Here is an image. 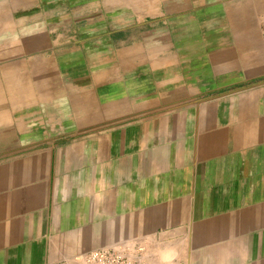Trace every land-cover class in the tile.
Returning <instances> with one entry per match:
<instances>
[{"label": "crops", "instance_id": "1", "mask_svg": "<svg viewBox=\"0 0 264 264\" xmlns=\"http://www.w3.org/2000/svg\"><path fill=\"white\" fill-rule=\"evenodd\" d=\"M264 0H0V264H264Z\"/></svg>", "mask_w": 264, "mask_h": 264}, {"label": "built area", "instance_id": "2", "mask_svg": "<svg viewBox=\"0 0 264 264\" xmlns=\"http://www.w3.org/2000/svg\"><path fill=\"white\" fill-rule=\"evenodd\" d=\"M264 49V30L262 31ZM143 247L113 246L85 253L79 264H151L143 256Z\"/></svg>", "mask_w": 264, "mask_h": 264}]
</instances>
